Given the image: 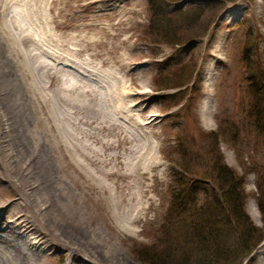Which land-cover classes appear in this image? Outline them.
I'll list each match as a JSON object with an SVG mask.
<instances>
[{"label": "rangeland", "instance_id": "1", "mask_svg": "<svg viewBox=\"0 0 264 264\" xmlns=\"http://www.w3.org/2000/svg\"><path fill=\"white\" fill-rule=\"evenodd\" d=\"M178 1H153L162 21L169 17L173 20L172 10L180 3L183 10H202L189 0ZM119 4H125L126 9L95 12L76 0H63L48 12V32L41 35V42L30 45L32 54L40 55L49 73L44 89L39 91L44 97L38 98L37 124L54 130L51 140L56 134L62 145L71 144L74 156L86 167L90 166L86 156L97 154L111 164L105 170L129 172V165L147 159V153L141 155L142 147L153 148L149 165L141 166L140 217L131 227L133 233L120 232L116 238V246L131 263L148 264L139 259L136 250L152 246L162 228L164 249H176L177 258L183 252L178 251V245L183 246L184 229H171L174 212L166 219L172 203L170 190H192L199 192V198L203 192L214 191L211 165L217 155L242 177L244 212L263 234L264 216L257 200L264 205V193L259 196L256 185L264 189V134L245 116L253 103V92L264 91V0H227L213 13L191 18L193 26L176 18L172 26L152 24L149 0H121ZM38 23L43 32L42 23ZM73 80L78 86H86L80 94L92 98L94 109H99L100 103L104 115L86 117L84 107L78 109L81 105L72 98L65 100L64 82ZM111 84L113 91L119 89L118 97L106 93L112 89ZM3 97L0 95V117L5 128L0 138V168L4 175V170L20 169L30 176L44 161L43 151L49 153L46 137L14 150L9 144L14 137L10 129L13 123L4 115ZM133 121L137 122L135 137L126 136L122 126L130 127ZM53 153L58 161L70 160L66 148L59 144L54 145ZM100 164L97 167L101 169ZM70 171L74 170L68 168ZM134 179V175L122 179L115 176L108 179V184L112 183L111 189L127 192L130 198L132 193L139 194ZM101 198L103 208L91 203L90 215L99 217L96 223L109 235L108 226L99 219L110 217L111 208L106 195ZM136 202L125 203V207L132 213L140 205ZM228 223L224 230L229 231V240H237L232 221ZM162 238L161 234L158 240ZM263 254L264 239L243 264H259ZM59 255L53 252L48 264H62ZM156 255H161L160 251Z\"/></svg>", "mask_w": 264, "mask_h": 264}, {"label": "bare ground", "instance_id": "2", "mask_svg": "<svg viewBox=\"0 0 264 264\" xmlns=\"http://www.w3.org/2000/svg\"><path fill=\"white\" fill-rule=\"evenodd\" d=\"M62 1L0 0V95H4L1 98L4 115L13 123L10 129L14 137L9 144L19 151L26 147L25 142L34 144L45 136V145L49 150V153L43 151L46 154L44 161L36 166L30 176L20 169L17 172L4 170V175L0 168V264H48L53 252H60L58 259L63 261L62 264H134L116 246V238L120 232L133 233L131 227L140 217L143 207L139 180L143 173L141 166L149 165L153 148L148 150L143 146L141 155L147 153V159L143 163L140 158L129 165V172L105 170L111 164L98 158L97 154L86 156L90 165L86 167L74 156L71 144L62 145L56 134L51 140L53 136L50 138V134L54 130L48 125L41 127L35 117L41 104L38 98L42 100L44 97L39 91L44 89L43 82L49 73L40 55L32 54L30 45L41 42V35L48 32V12ZM76 1L80 6L95 12L117 13L126 9L125 4H119L121 0ZM38 21L43 25V32L39 30ZM105 75L109 80L112 79L109 72ZM64 83L65 100L72 98L81 105L78 109L84 107L86 117L105 114L100 103V108L94 109V104L90 103L92 98L85 99L80 94L85 85L78 86L76 80ZM113 85H110L112 92L106 93L118 97L119 89L115 87L113 91ZM208 112L211 113L210 108ZM136 126L137 122L133 121L130 127L122 126V129L126 136L135 137L133 130ZM4 132L0 117V138ZM126 136L124 139L127 141ZM126 141L122 144H127ZM57 144L62 149L66 148L69 162L58 161L53 153L54 145ZM97 164L102 165L101 172L95 171L101 170ZM68 168L74 171L67 172ZM133 175L139 194L132 193L130 198L127 192L111 189L112 183L111 186L108 184V179L112 177L122 179ZM103 194L110 204L111 216L106 215L99 220L108 226L109 235H105L96 223L99 217L94 219L90 215L91 203L103 208ZM134 199L140 205L131 213V208L127 209L125 203L132 204ZM110 221L114 224L111 225ZM258 261L264 264V254Z\"/></svg>", "mask_w": 264, "mask_h": 264}, {"label": "trees", "instance_id": "3", "mask_svg": "<svg viewBox=\"0 0 264 264\" xmlns=\"http://www.w3.org/2000/svg\"><path fill=\"white\" fill-rule=\"evenodd\" d=\"M153 1L149 0L151 23L157 22L170 26L176 24L175 18L187 26H193L195 25L193 24L195 17L199 19L206 12L213 13L215 9L222 7L227 2V0H196V3L195 0H189L202 10H195V12L190 11V8L183 10L180 3L172 10L173 20L169 17L170 20L162 21L160 11L157 10L158 5ZM256 91L251 96L253 103L250 104L248 112L246 110L245 117L255 130L264 134V91L258 89ZM215 159L211 165L215 185L214 191L203 192L199 198V192L192 190H188L190 192H181L180 189L175 191V188L170 190V202L172 203L166 211V219L174 212L171 229H184L185 236L181 243L183 246L179 247L178 245V251L183 252H180L177 258L176 249H164L166 236L164 228H162L157 237L159 238L162 234L164 238L161 240L157 238L152 246L137 248L136 253L138 252L137 256L141 261L148 264H243L244 259L250 256L253 250L261 244L264 239V232L263 234L259 233L243 209L246 198L244 197V188H242V177H238L234 170L227 168L223 164L221 156L217 155ZM256 187L259 196H261L264 189H261L258 184ZM257 205L263 217V201L258 199ZM223 218L225 219L223 220ZM231 221L233 223L231 228L237 234V240H229V234H226L229 231L224 230L225 223L229 222V226ZM159 241L160 243H158ZM181 247L184 249H180ZM157 250L160 251L161 255H156Z\"/></svg>", "mask_w": 264, "mask_h": 264}]
</instances>
